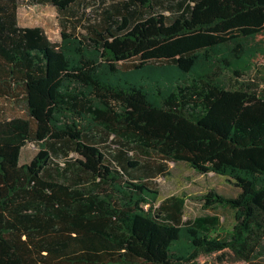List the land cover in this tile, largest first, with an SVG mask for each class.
<instances>
[{
	"label": "trees",
	"instance_id": "1",
	"mask_svg": "<svg viewBox=\"0 0 264 264\" xmlns=\"http://www.w3.org/2000/svg\"><path fill=\"white\" fill-rule=\"evenodd\" d=\"M21 3L0 0V97L26 112L0 118V264H264V0H179L170 15L128 0L63 43L21 26ZM134 146L225 177L237 195L201 199L234 209L233 227L156 211L159 172Z\"/></svg>",
	"mask_w": 264,
	"mask_h": 264
},
{
	"label": "rangeland",
	"instance_id": "2",
	"mask_svg": "<svg viewBox=\"0 0 264 264\" xmlns=\"http://www.w3.org/2000/svg\"><path fill=\"white\" fill-rule=\"evenodd\" d=\"M128 0H76L67 10L60 11L52 4H32L22 0L18 8V21L23 27H42L51 41L63 43V31L74 33L75 37L87 35L91 23L103 22L111 13L118 16V10H125ZM155 10L170 15L177 7L179 0H155ZM173 8V9H172ZM264 37V36H263ZM261 38V35L259 36ZM130 63H119L121 70H128ZM159 66V64H156ZM261 63H256L247 77L256 78ZM228 80V78H227ZM264 89V81L261 82ZM26 117L22 99L0 97V118ZM39 145L30 143L22 150L21 162H29L39 151ZM135 159L155 168L159 173L151 179V187L158 189L159 198L154 209L159 211L162 201L169 205H179L183 211V220H194L200 216H217L220 223L231 229L236 221L235 210L223 205L205 206L202 196L210 190L216 189L226 195H237L239 189L230 184L225 177L213 172L201 174L195 171L186 161H170L159 153L150 149H141L134 146L130 152ZM77 154L71 153V157ZM160 165L163 170H158ZM148 209L149 205H145ZM201 264H223L214 260L213 256L200 259ZM233 264H253L245 261Z\"/></svg>",
	"mask_w": 264,
	"mask_h": 264
}]
</instances>
